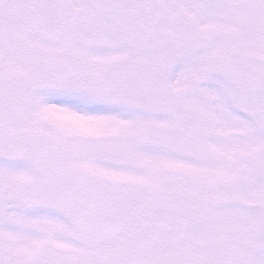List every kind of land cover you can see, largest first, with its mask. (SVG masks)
<instances>
[{"label":"snow or ice","instance_id":"1","mask_svg":"<svg viewBox=\"0 0 264 264\" xmlns=\"http://www.w3.org/2000/svg\"><path fill=\"white\" fill-rule=\"evenodd\" d=\"M0 264H264V0H0Z\"/></svg>","mask_w":264,"mask_h":264}]
</instances>
